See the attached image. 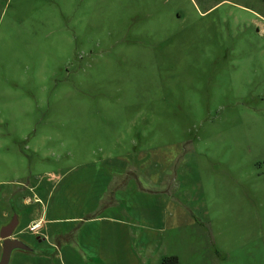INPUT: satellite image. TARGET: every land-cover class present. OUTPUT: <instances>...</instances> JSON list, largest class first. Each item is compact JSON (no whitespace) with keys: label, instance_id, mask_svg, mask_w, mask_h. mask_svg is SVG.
Listing matches in <instances>:
<instances>
[{"label":"rangeland","instance_id":"obj_1","mask_svg":"<svg viewBox=\"0 0 264 264\" xmlns=\"http://www.w3.org/2000/svg\"><path fill=\"white\" fill-rule=\"evenodd\" d=\"M7 209L10 264H264V0H0Z\"/></svg>","mask_w":264,"mask_h":264},{"label":"water","instance_id":"obj_2","mask_svg":"<svg viewBox=\"0 0 264 264\" xmlns=\"http://www.w3.org/2000/svg\"><path fill=\"white\" fill-rule=\"evenodd\" d=\"M20 215L13 214L7 223L0 226V264H10L13 253L19 251L31 254H40L29 242L14 236L19 226Z\"/></svg>","mask_w":264,"mask_h":264},{"label":"crops","instance_id":"obj_3","mask_svg":"<svg viewBox=\"0 0 264 264\" xmlns=\"http://www.w3.org/2000/svg\"><path fill=\"white\" fill-rule=\"evenodd\" d=\"M35 189H29V192H33V196H32V198H33V200L31 199V198H29V197H23L22 198V201H24L25 199H30V202L29 203H26L25 204V202H23V205H26L27 207H31V208H29L27 211H26V218H28V219H30V223L27 225V227H28V229H29V226L30 225H32L33 223H37V222H40V225H42V216L43 215H46V211L44 212L43 210V212L41 211V210H39L38 209V211H37V209H35V204H38L40 201H39V199H38V194L37 193H34L35 191H34ZM36 198H35V197ZM11 213H10V210H8L7 209V213H4V214H2L3 215V217H5V218H10L11 217V215H10ZM21 220H22V216H20V223H21ZM19 223V224H20ZM18 228V227H17ZM39 231H40V235H37V239H38V241H40V242H43V243H45L46 242V237L44 236V231H43V228H42V226H40V228L38 229ZM19 235V233L18 234H16V237ZM15 236V235H14ZM18 252V251H17ZM29 254H31V253H29ZM34 255H39V254H34ZM40 255L41 256H45V257H47V256H50L51 257V255H49V254H46V253H40Z\"/></svg>","mask_w":264,"mask_h":264},{"label":"trees","instance_id":"obj_4","mask_svg":"<svg viewBox=\"0 0 264 264\" xmlns=\"http://www.w3.org/2000/svg\"><path fill=\"white\" fill-rule=\"evenodd\" d=\"M160 264H178V259L174 256L163 258Z\"/></svg>","mask_w":264,"mask_h":264},{"label":"built area","instance_id":"obj_5","mask_svg":"<svg viewBox=\"0 0 264 264\" xmlns=\"http://www.w3.org/2000/svg\"><path fill=\"white\" fill-rule=\"evenodd\" d=\"M40 222L33 223L32 225L29 226V230L31 232L37 231L40 228Z\"/></svg>","mask_w":264,"mask_h":264}]
</instances>
